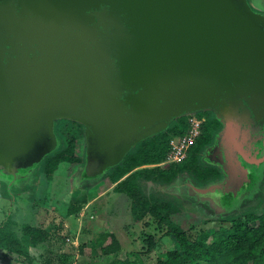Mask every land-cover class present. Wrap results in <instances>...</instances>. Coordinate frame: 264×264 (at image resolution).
<instances>
[{
    "label": "water",
    "instance_id": "obj_1",
    "mask_svg": "<svg viewBox=\"0 0 264 264\" xmlns=\"http://www.w3.org/2000/svg\"><path fill=\"white\" fill-rule=\"evenodd\" d=\"M201 109L224 121L219 146L264 145V14L247 0H0V171L34 170L60 117L85 124L95 177Z\"/></svg>",
    "mask_w": 264,
    "mask_h": 264
},
{
    "label": "rangeland",
    "instance_id": "obj_2",
    "mask_svg": "<svg viewBox=\"0 0 264 264\" xmlns=\"http://www.w3.org/2000/svg\"><path fill=\"white\" fill-rule=\"evenodd\" d=\"M247 1L255 12L264 14V0ZM206 112L211 113L208 109H201L190 115L202 118L205 124ZM199 113L204 114L199 116ZM178 118L170 121L163 130L167 131ZM73 122L81 125L80 135L75 142V155L80 161L72 165L62 162L57 171L48 175L44 169V157L26 183L9 182L10 178L0 176V222L8 218L10 228L19 236L24 224L49 231V238L31 249L35 257L33 263L0 249V264H46L45 259H50V264H105L114 257L125 258L133 251L141 255L145 264H157L158 259L166 257L169 250L179 247L177 239L167 233L169 226L160 224L150 212L141 218L136 217L132 213V197L118 192L115 189L117 183L111 181L106 172L91 179L78 177V170L85 163L87 150L85 124L72 118L60 117L54 120L53 132L57 149L65 148V135L71 134L66 132L67 125ZM134 147L135 145L131 148ZM170 165L172 164L167 163L160 167L167 168ZM0 174L4 172L0 171ZM196 181L201 182L189 171L180 172L170 182L142 177L137 180L142 196L154 198L159 203L172 202L177 206L172 221L186 228L193 239L201 230L212 233L219 224H224L221 221L223 218L243 216L247 212H264V181L252 198L232 208L230 212L220 211L219 214L212 211L201 197L199 201L195 199L193 188L188 185L196 186ZM82 198H86V202L80 210L67 214L71 204L78 203ZM109 228L117 232L123 248L115 255L104 257L96 246L101 238L100 234ZM150 238L154 240V247L149 249ZM84 242H90L95 247L91 254L81 253L79 248ZM63 253H68L67 263H63L60 258Z\"/></svg>",
    "mask_w": 264,
    "mask_h": 264
},
{
    "label": "trees",
    "instance_id": "obj_3",
    "mask_svg": "<svg viewBox=\"0 0 264 264\" xmlns=\"http://www.w3.org/2000/svg\"><path fill=\"white\" fill-rule=\"evenodd\" d=\"M204 113H199V116ZM188 116L183 115L176 119L167 131L160 130L135 144L125 157L114 167L99 172L95 177L106 172L111 181L116 182L115 189L126 193L133 199L132 213L141 218L150 212L160 224H167V233L174 236L179 247L169 250L166 257L159 258L157 264H264V212L255 214L247 212L243 216L223 218L224 224H219L212 233L201 230L195 238H190L188 231L180 223L172 221L173 212L177 210L172 202L159 203L154 198L142 196L137 180L139 178L162 180L170 182L180 172H192L196 179L206 182L211 177L216 178L218 171L215 168L201 164V153L211 141L215 119L207 118L203 124L202 134L192 145L188 157L180 163L167 168L160 166L147 167L146 165L159 163L164 160L170 150V140L173 136L182 135L187 130ZM81 125L72 123L67 125L65 148L57 149L53 145L49 154L44 156V169L48 175L57 171L63 163L75 164L80 159L75 155V142L80 135ZM52 152V153H51ZM87 159V155L85 161ZM145 166V167H144ZM93 178V177H87ZM78 203L71 204L67 214L78 212L86 198L79 199ZM228 223H227V222ZM227 223V224H225ZM96 248L101 256L109 257L122 250V243L117 235L108 229L100 234ZM49 238V231L30 224H24L19 236L10 228V221L5 218L0 222V249L15 253L33 263L35 257L31 249ZM98 239V238H97ZM149 249L154 247V240L150 238ZM94 246L90 242L80 245L82 254H91ZM63 263L68 261V253L60 255ZM50 264L51 260H44ZM105 264H145L141 255L131 252L125 258L114 257Z\"/></svg>",
    "mask_w": 264,
    "mask_h": 264
},
{
    "label": "flooded vegetation",
    "instance_id": "obj_4",
    "mask_svg": "<svg viewBox=\"0 0 264 264\" xmlns=\"http://www.w3.org/2000/svg\"><path fill=\"white\" fill-rule=\"evenodd\" d=\"M208 110H210L211 113H205L206 120L207 118L215 119L217 126L213 130L211 141L205 146L204 150L201 153L200 162L201 164H205V167L215 168L218 171V176L216 178L211 177L206 182L201 181L197 183L196 181L195 187L198 188L200 192H196V190L193 187L192 188L195 191L194 195L196 196L195 199L197 201L202 199V201L207 202L208 205H210L209 208L212 211L219 214L220 211H232V208L239 206L246 200L252 198L258 188L264 185H262V182L264 181V145L256 153L252 152L251 150L249 156H244L238 151H233L234 147L231 141H228V144L225 143L224 146H219L218 144L222 140V133L225 130V124L222 120V117L219 116V114L215 112V110ZM87 159L89 162L90 158L87 157ZM87 159L78 170V177L80 179L83 175L85 176V178L87 177L86 175H88L86 172H84L89 166ZM229 159L237 161L242 166V168L239 169L240 173L238 174L236 179H229V177L227 176V171L225 170V168L226 166H228ZM13 172L16 173V179L13 178L10 170L4 172V174H0V176H6L10 178L9 182L19 181L26 183L27 178H30V176L33 175L34 170L28 172L23 169H21L20 171L14 169ZM27 173H29V176ZM219 183H221L222 186L225 183L229 184L223 187V194L222 191L221 194H217L216 192H214L216 191V189H218V187L216 186H218ZM22 184L17 185L20 186ZM185 185L186 187H188L191 184ZM203 188L206 191H202L201 189Z\"/></svg>",
    "mask_w": 264,
    "mask_h": 264
},
{
    "label": "built area",
    "instance_id": "obj_5",
    "mask_svg": "<svg viewBox=\"0 0 264 264\" xmlns=\"http://www.w3.org/2000/svg\"><path fill=\"white\" fill-rule=\"evenodd\" d=\"M192 114V113H191ZM188 117L187 130L182 135L173 136L170 140V150L167 157L159 163L150 164V166H162L164 164L179 163L185 160L192 145L202 134L204 121L195 115Z\"/></svg>",
    "mask_w": 264,
    "mask_h": 264
},
{
    "label": "crops",
    "instance_id": "obj_6",
    "mask_svg": "<svg viewBox=\"0 0 264 264\" xmlns=\"http://www.w3.org/2000/svg\"><path fill=\"white\" fill-rule=\"evenodd\" d=\"M173 164H175V163H173ZM105 230H106V229H105ZM108 230L113 231V230H111L110 228H109ZM113 232L116 233V235L118 236L117 232H115V231H113Z\"/></svg>",
    "mask_w": 264,
    "mask_h": 264
}]
</instances>
